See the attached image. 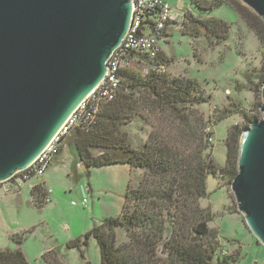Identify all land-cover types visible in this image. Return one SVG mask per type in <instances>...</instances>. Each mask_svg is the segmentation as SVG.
I'll return each mask as SVG.
<instances>
[{"label": "trees", "instance_id": "1", "mask_svg": "<svg viewBox=\"0 0 264 264\" xmlns=\"http://www.w3.org/2000/svg\"><path fill=\"white\" fill-rule=\"evenodd\" d=\"M191 6L199 13V18L222 7L232 9L264 45L263 20L239 0H191ZM188 23L192 29L189 33L186 30ZM173 24L176 23L169 26ZM182 25L186 30L184 33L192 38H197L200 26L204 25L213 35L220 32L221 40L225 42L231 30L230 24L222 19L200 21L189 13ZM167 31L168 28L162 36L170 37ZM132 58V64L120 70V85L115 97L104 101L96 115L68 136L71 142L64 141L55 159L69 143L87 174L91 169L127 166L131 172L142 171L141 180L137 186L132 179L129 180L120 216L95 223L83 237L69 241L66 249L78 251L86 264H90L86 251L91 239L99 247L100 264L237 262L240 250L224 248L219 231L210 228L216 214L211 208H203L202 201L208 197L210 176L227 184L236 177L240 140L256 116L245 114L246 125L240 127L236 124L228 130L225 141L227 159L221 166L213 159L211 149L214 147V127L228 118L226 112L215 122L212 116L206 118L197 109L208 103L203 86L196 80L172 77L165 72L171 60L164 59L161 53L156 58L142 53ZM140 62L150 66L145 75L132 67ZM258 78L262 81L260 84L264 83V69ZM138 118L148 131L146 140L142 142L140 139L135 147L130 142L127 128ZM38 178L41 177L32 180ZM32 180L13 186L20 188ZM52 193L43 184L34 185L30 191L33 205L44 209L51 204ZM47 198L50 202L46 204ZM87 203L84 199L81 204L73 202L72 205L85 208ZM226 212L240 215L233 207L227 208ZM120 230L125 234L124 239L118 237ZM28 233L12 236L14 249H0V264H33L23 249ZM41 259L44 264H65L61 251L56 248L46 251Z\"/></svg>", "mask_w": 264, "mask_h": 264}, {"label": "rangeland", "instance_id": "2", "mask_svg": "<svg viewBox=\"0 0 264 264\" xmlns=\"http://www.w3.org/2000/svg\"><path fill=\"white\" fill-rule=\"evenodd\" d=\"M167 1L173 9L176 24L168 27L170 37L159 41L161 55L167 61L171 60L165 72L172 77L182 76L196 80L203 86L209 98L208 103L197 109L204 113L206 118L212 116L215 122L217 117L226 112L225 116L228 118L214 127V147L211 149L213 159L224 166L227 159L225 141L228 130L236 124L240 127L246 125L245 114L261 118L264 83L260 84L258 75L264 69V45L258 42L247 23L228 7H222L211 15L199 18V13L191 6V0ZM185 13L193 15L200 21L217 18L228 22L231 26L228 41L221 40L220 32L210 36L206 27L209 33H204L202 31L204 25L200 26L201 32L197 38L185 34L186 30L188 33L192 30L190 23L184 30L182 24L185 21L182 17ZM132 67L143 75L150 69L146 62L134 63ZM144 125L145 123L138 118L127 128L130 142L135 147L148 131ZM67 140L71 142L70 139ZM76 158L74 148L67 145L61 157L53 164L54 166L57 164L58 168L51 173L48 188L52 189L54 194L57 192L60 197L56 204H49L40 210L31 200L30 184H38L47 176L22 185L20 201L13 196L11 201L0 202V240L6 237L4 231L9 229L19 227L25 229L24 232L29 231L23 249H26L33 264H44L41 259L43 246L64 244L65 227L74 226L73 222L77 226L75 230L88 232L95 223L99 224L104 219L120 216L129 180L132 179L134 186H137L143 174L142 171L135 170L127 179L121 166L91 169L87 174L84 167L76 168L74 164ZM69 170L71 176L68 175ZM14 189L18 187L14 186ZM207 191L208 197L202 201V206L206 209L211 208L216 214L210 228L219 231L224 248L240 250L238 261L230 264H264V245L259 244L246 228L242 221L243 216L229 215L226 212L229 207L238 211L231 184L210 176ZM84 198L88 201L86 208L72 205L73 202L80 203ZM118 237L124 239V232L118 231ZM61 257L65 264H86L76 250L69 251L63 247ZM86 258L90 264L101 263L100 250L94 239L89 241Z\"/></svg>", "mask_w": 264, "mask_h": 264}, {"label": "water", "instance_id": "3", "mask_svg": "<svg viewBox=\"0 0 264 264\" xmlns=\"http://www.w3.org/2000/svg\"><path fill=\"white\" fill-rule=\"evenodd\" d=\"M239 1L264 22V0ZM133 5L0 0V184L33 163L105 79L132 26ZM262 100L261 118L242 134L231 191L249 232L264 245V85Z\"/></svg>", "mask_w": 264, "mask_h": 264}, {"label": "built area", "instance_id": "4", "mask_svg": "<svg viewBox=\"0 0 264 264\" xmlns=\"http://www.w3.org/2000/svg\"><path fill=\"white\" fill-rule=\"evenodd\" d=\"M175 20L171 4L164 0H134L132 26L121 46L110 57L105 79L70 115L37 159L24 171L17 173L9 182L20 186L33 178L44 176L68 136L96 115L104 101L115 97L120 85V70L132 64V57L137 53L146 54L151 58L160 55L159 41L166 38L162 35ZM49 202V198L45 199L46 204Z\"/></svg>", "mask_w": 264, "mask_h": 264}, {"label": "crops", "instance_id": "5", "mask_svg": "<svg viewBox=\"0 0 264 264\" xmlns=\"http://www.w3.org/2000/svg\"><path fill=\"white\" fill-rule=\"evenodd\" d=\"M167 34H169V32L167 31ZM146 134L141 138V141L142 142H144L145 140H146ZM69 142V141H68ZM68 145H69V143H68ZM71 146V145H70ZM65 148H66V146H64L63 147V149H62V153L65 151ZM62 153L58 156V157H56V159H55V161L53 162V164L61 157V155H62ZM51 165V167H50V169H49V171L44 175L45 177H46V179L45 178H43V180L40 182V183H38V184H43V185H45L46 187H48V185L50 184V177H51V173L52 172H54V170L55 169H57L58 168V166H57V164L54 166V165ZM74 164H76V168L78 169V168H83L84 166L82 165V164H80V162L78 161V158H76V161L74 162ZM73 165V164H72ZM116 167H119V166H116ZM122 168H124L123 170H122V172H123V175L125 174V175H127V179H129L128 178V175L131 173V171H130V168L129 167H127V166H121ZM71 172H70V170L68 171V175L69 176H71ZM110 182H108V184H109ZM38 184H30V187H29V190L31 191V188L34 186V185H38ZM13 183H10V182H8V183H5V184H2V186L0 187V202L1 201H5V200H7V201H11L12 199V197L13 196H15V197H17V201H20L21 200V195H22V191H23V186L22 187H20V188H18V189H14L13 190ZM52 190V189H51ZM3 191H5V193H3ZM53 191V190H52ZM2 194V195H1ZM30 196H31V194H30ZM60 199V197L57 195V192L54 194V193H52V195H51V200H52V202H51V204H56V202H57V200H59ZM84 199H86V198H84ZM83 199V200H84ZM31 200H32V198H31ZM82 203V201L79 203V204H81ZM87 205H88V203H87ZM87 207V206H86ZM85 207V208H86ZM73 225L74 226H67V227H65L66 228V235H65V242H64V244L62 245V246H43V248H42V252H41V256L46 252V251H48V250H50V249H53V248H56V249H59L60 251H61V249L64 247V248H66V244L69 242V241H72V240H74V239H77V238H80V237H83L86 233H88V232H80L79 230H75L74 228L75 227H77L76 226V224H75V222H73ZM16 227V226H15ZM86 229V228H85ZM25 231V229L24 230H22L21 228H19V227H17V228H14V229H9V230H6V231H4L5 232V235H6V237L5 238H2L1 240H0V249H5V248H9V249H14L16 246H15V243L13 242V240H12V236L13 235H15V234H21V233H23ZM85 231H87V230H85ZM24 252H25V254L27 255V257H28V259H29V256H28V252L26 251V249L24 250ZM30 261V260H29Z\"/></svg>", "mask_w": 264, "mask_h": 264}, {"label": "flooded vegetation", "instance_id": "6", "mask_svg": "<svg viewBox=\"0 0 264 264\" xmlns=\"http://www.w3.org/2000/svg\"><path fill=\"white\" fill-rule=\"evenodd\" d=\"M187 14H188V13H185L184 16L182 17L184 21H185V18L187 17ZM208 33H209V32H208ZM209 35L211 36V35H213V34L209 33ZM4 184H5V183H4ZM1 185H2V184H1Z\"/></svg>", "mask_w": 264, "mask_h": 264}]
</instances>
